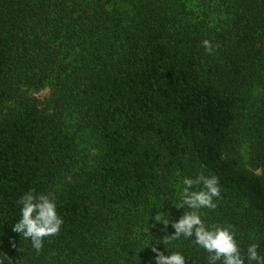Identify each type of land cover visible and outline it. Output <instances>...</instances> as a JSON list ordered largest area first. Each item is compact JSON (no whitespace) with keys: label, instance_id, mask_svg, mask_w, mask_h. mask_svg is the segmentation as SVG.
Returning <instances> with one entry per match:
<instances>
[{"label":"trees","instance_id":"obj_1","mask_svg":"<svg viewBox=\"0 0 264 264\" xmlns=\"http://www.w3.org/2000/svg\"><path fill=\"white\" fill-rule=\"evenodd\" d=\"M200 173L221 190L206 226L264 256V0H0V249L16 264H156L153 246L208 264L194 237L162 242ZM31 189L63 219L39 254L12 231Z\"/></svg>","mask_w":264,"mask_h":264},{"label":"clouds","instance_id":"obj_2","mask_svg":"<svg viewBox=\"0 0 264 264\" xmlns=\"http://www.w3.org/2000/svg\"><path fill=\"white\" fill-rule=\"evenodd\" d=\"M202 45L207 53H213L215 46L209 40L202 41ZM182 184L181 202L176 207L187 206L190 211L172 221L175 231L162 238L165 246L182 236L194 237L193 243L209 253L208 264H246V260L248 264H264V256L258 253L257 243L250 244L246 255H242L235 233L230 228L219 225L209 228L202 220L200 209L214 210L217 207L216 200L221 196L217 176L200 173L194 178L184 177ZM18 202L22 205L21 216L13 224L12 231L30 239L33 249L39 254L43 250L45 238L59 235L63 224V219L57 212L56 201L49 194L37 193L35 189H31ZM163 213L158 212L155 220L167 227L169 219L164 218ZM152 250L156 253V264H186V257L180 252L165 255L155 246ZM5 259L10 258L6 254L0 255V264H4Z\"/></svg>","mask_w":264,"mask_h":264},{"label":"rangeland","instance_id":"obj_3","mask_svg":"<svg viewBox=\"0 0 264 264\" xmlns=\"http://www.w3.org/2000/svg\"><path fill=\"white\" fill-rule=\"evenodd\" d=\"M37 97L40 98L41 101H45L49 97V90L45 89L39 92L34 93ZM6 254L2 249H0V255ZM8 257V255L6 254ZM10 258V257H8ZM4 264H16L11 258L10 259H5Z\"/></svg>","mask_w":264,"mask_h":264}]
</instances>
